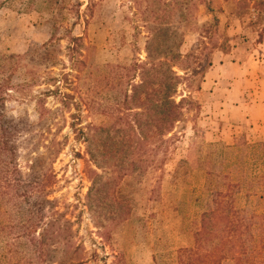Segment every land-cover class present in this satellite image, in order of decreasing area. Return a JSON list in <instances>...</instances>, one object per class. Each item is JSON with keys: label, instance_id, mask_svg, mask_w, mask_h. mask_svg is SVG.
I'll return each instance as SVG.
<instances>
[{"label": "rangeland", "instance_id": "1", "mask_svg": "<svg viewBox=\"0 0 264 264\" xmlns=\"http://www.w3.org/2000/svg\"><path fill=\"white\" fill-rule=\"evenodd\" d=\"M151 11L170 25L154 53L181 54L174 71L186 78L183 117L161 149L153 114L125 108ZM71 36L83 38L79 76ZM52 39L49 66L37 52ZM218 55L220 77L205 79ZM67 73L77 91L62 90L89 112L52 93ZM3 79L0 107L30 128L13 139L12 171L0 157V264H187L203 219L229 210L253 217L241 264H264V0H0ZM222 264L240 263L227 251Z\"/></svg>", "mask_w": 264, "mask_h": 264}, {"label": "trees", "instance_id": "2", "mask_svg": "<svg viewBox=\"0 0 264 264\" xmlns=\"http://www.w3.org/2000/svg\"><path fill=\"white\" fill-rule=\"evenodd\" d=\"M136 4L139 9L142 8L140 2ZM151 12L153 17L143 18V22L147 26L151 37V42L148 43V57L146 61L134 63L128 69L131 78L138 77L140 82L135 86H131V94L125 99V108L128 112H131L133 109L130 107L136 102H139L143 105L146 112H151V114H153V122L155 124L153 135H155L159 143V148L161 149L166 143L165 137L173 132L177 123H179L183 117L184 101L178 103L176 94L180 82L186 78L180 77L178 73L174 71L173 63L175 60L182 57L181 54L177 51L169 50V52L165 53L166 56L158 58V54L154 53L155 50H153L151 46L157 40L160 34L159 31L170 33V25L164 24L162 19L165 18L159 17L155 11ZM156 24H158L159 28H156ZM52 42L53 39L37 52V56L49 66L55 64L53 55L56 46H54ZM83 46L82 37L71 36L69 44L66 47L69 61L72 67L77 69L78 76L88 68L86 61L83 59ZM13 58L14 56L5 57L6 60ZM1 67V70H5L7 64H2ZM186 76H188V73H186L185 77ZM75 79L79 80L80 78L76 77ZM54 81L59 82L56 79ZM9 85V80H1L0 103L5 100L6 90ZM72 85L73 81L69 80V73L63 74L62 81H60L59 86L52 91V93H56L58 97H60L63 107L68 108L70 106H75L77 110H81V108L85 106L89 112L91 110V104L88 102L89 100L80 98L81 103L78 104L77 102H73L74 95L62 90L63 88L72 87V91H77V85L74 87ZM43 110H46V108L44 107ZM40 118L43 120V113H41ZM147 126L146 124V130ZM29 128L30 125L27 122L22 119H14L7 116L2 107H0V157L9 156V161L5 164L6 172L12 171V169L15 168L13 162L16 156V149L13 144V139H16L20 133L29 130ZM149 138L150 134L146 132L145 139L148 140ZM17 173L15 169L13 174ZM237 218V213L232 212V210H229L223 215H220L217 211H213L207 215L206 218L203 219L202 227L197 233V248L195 250L185 251L183 254L185 259L188 260L187 264H195V262H197V264H222V259L227 251H229L232 258L241 264L243 261L242 258L248 257L249 255L248 251L250 245L248 241L252 237L251 230H249V222L252 221L253 217L249 218L248 216H242L240 220ZM219 220L226 221V225L221 230L215 228ZM215 238L220 239L218 242H214ZM43 246H45V244L41 242L36 245V251L39 253L40 257L44 255ZM207 246H210V248L203 252L202 250Z\"/></svg>", "mask_w": 264, "mask_h": 264}, {"label": "crops", "instance_id": "3", "mask_svg": "<svg viewBox=\"0 0 264 264\" xmlns=\"http://www.w3.org/2000/svg\"><path fill=\"white\" fill-rule=\"evenodd\" d=\"M230 31V29L228 30ZM234 33V32H232ZM219 57V60L218 61H214V64L212 65L211 67V70L208 72V74L206 75L205 79H208V78H214V80L218 79L220 76H219V69H222L223 68V63H227L226 61H224V59L222 57ZM223 62V63H222Z\"/></svg>", "mask_w": 264, "mask_h": 264}]
</instances>
